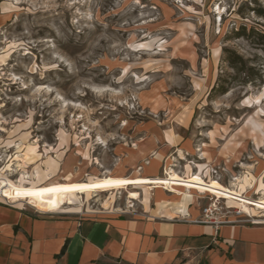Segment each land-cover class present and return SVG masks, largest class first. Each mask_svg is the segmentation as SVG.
Here are the masks:
<instances>
[{"label": "rangeland", "instance_id": "obj_1", "mask_svg": "<svg viewBox=\"0 0 264 264\" xmlns=\"http://www.w3.org/2000/svg\"><path fill=\"white\" fill-rule=\"evenodd\" d=\"M259 9L264 0H0V202L57 208V199L26 192L72 173L75 181L109 174L118 146L133 145L152 117L196 144L166 166L263 197L264 39L250 32H264ZM244 25L250 34L236 38ZM224 46L261 67L251 71L255 85L240 83L247 72L222 60ZM219 75L234 87L209 100ZM167 138L174 142L172 132ZM189 190L201 211L264 221L262 209ZM151 198L145 185H133L81 195L73 206L80 215L107 206L140 214Z\"/></svg>", "mask_w": 264, "mask_h": 264}, {"label": "crops", "instance_id": "obj_2", "mask_svg": "<svg viewBox=\"0 0 264 264\" xmlns=\"http://www.w3.org/2000/svg\"><path fill=\"white\" fill-rule=\"evenodd\" d=\"M137 129L133 145L118 146L121 156L111 174L163 176L170 159L196 152L193 138L158 125L154 117ZM170 132L174 142L167 138ZM175 188L152 189L140 214L107 206L99 214L80 215L81 206L57 202L51 208V201L31 212L0 202V264H264L263 218L255 223L235 218L216 228L201 221L192 190Z\"/></svg>", "mask_w": 264, "mask_h": 264}, {"label": "bare ground", "instance_id": "obj_3", "mask_svg": "<svg viewBox=\"0 0 264 264\" xmlns=\"http://www.w3.org/2000/svg\"><path fill=\"white\" fill-rule=\"evenodd\" d=\"M85 158H87L86 153L84 159ZM76 174L72 173L68 179H63V183L35 185L38 186L39 189L35 192L27 191L26 194L39 197L42 196L47 199H57L58 202L74 205L75 198H78L81 195L93 194L97 191H115L119 189H126L128 186L133 185H146L150 191L154 188H158L160 190H175L178 189L175 188V186L179 185L188 188V190L190 188H194L200 190L201 192H208L218 198H227L237 201L242 205L244 211L246 212H250L251 207H254L257 210H264V196L260 199H253L249 195L242 194L236 189H232L230 191L226 190L217 179L207 181L200 173L183 175L174 169V164L172 163H169L166 166L164 176L158 177L146 176L129 178L109 173L103 176H96L94 180L75 181ZM25 178L26 176L23 175L24 181ZM20 182L22 183V181ZM4 187L11 189L9 185H4ZM189 194L190 191L185 193V195ZM129 198L137 200L139 198V192L129 191Z\"/></svg>", "mask_w": 264, "mask_h": 264}, {"label": "trees", "instance_id": "obj_4", "mask_svg": "<svg viewBox=\"0 0 264 264\" xmlns=\"http://www.w3.org/2000/svg\"><path fill=\"white\" fill-rule=\"evenodd\" d=\"M256 12L260 16H264V9L256 10ZM251 34L257 33L264 39V32H260L259 30H256L255 28H251L250 30ZM248 33L247 26H240L235 30L234 35L236 38L248 36L250 34ZM264 50V48H263ZM223 58L222 60L227 62V64L235 70L237 73L240 72H247V78L244 80H241L240 83L242 85L252 84L255 85V80L252 77L251 71H255L256 69L253 66H249L250 59L245 58L243 55L238 53L235 49L229 48L227 46H224L222 49ZM258 67V65H257ZM258 71H262L261 67H258ZM256 70V71H257ZM262 75V74H261ZM234 87V84L232 82H228L227 79L223 78V76L219 75L216 83L211 88V91L208 94V99L211 100L215 94L224 95L228 93L232 88Z\"/></svg>", "mask_w": 264, "mask_h": 264}, {"label": "built area", "instance_id": "obj_5", "mask_svg": "<svg viewBox=\"0 0 264 264\" xmlns=\"http://www.w3.org/2000/svg\"><path fill=\"white\" fill-rule=\"evenodd\" d=\"M238 220L248 222V220H241V219ZM201 221L205 223L213 224L216 228H218L219 225L229 223L231 220L222 217L212 207H208L202 211ZM255 222H259V221H255V220L251 221V223H255Z\"/></svg>", "mask_w": 264, "mask_h": 264}]
</instances>
